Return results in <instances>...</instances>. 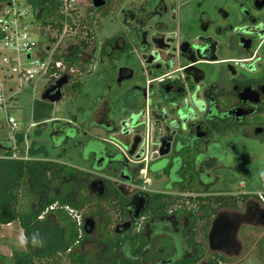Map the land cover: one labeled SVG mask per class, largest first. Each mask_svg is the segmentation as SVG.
Returning <instances> with one entry per match:
<instances>
[{"label": "flooded vegetation", "instance_id": "obj_1", "mask_svg": "<svg viewBox=\"0 0 264 264\" xmlns=\"http://www.w3.org/2000/svg\"><path fill=\"white\" fill-rule=\"evenodd\" d=\"M104 1L95 7L92 0V25L114 14L121 29L91 44L86 55L94 61L92 72L97 64H108L111 72L92 98L88 122L70 124L83 135L100 126L108 138L92 137L104 144L88 149L83 140L92 138H78L79 133L72 138L68 121L54 120L47 132L52 145L60 148L61 157L71 146L89 166L84 171L94 175L87 186L90 196L103 200L108 216L117 213L113 229L111 216L104 229L108 246L109 240L122 239V254L133 255L132 242L138 247L144 240L134 258L141 264H176L179 256L196 259L189 264L206 259L223 264L224 256L242 253L239 234L244 226L264 228V191L218 186L221 174H240L257 152L254 148H264V0ZM194 94L202 102L197 119L186 127L179 124L169 152L162 155L157 121L170 136L165 128L174 118V101L186 98L191 103ZM166 113L167 121L162 117ZM124 119L131 124L125 135ZM31 151L36 156L28 145L25 161L34 162L29 174H43L36 170L42 162L62 163L47 151L42 160L31 158ZM143 174L160 180V188L143 187ZM94 180L104 182L102 195L99 183L91 185ZM228 197L231 205L224 206ZM45 201L40 197L39 203ZM91 218L83 217L87 235L105 224L102 217L100 225L97 217ZM217 221L218 235L210 241ZM201 222L206 245L197 239ZM156 236L166 240L167 254L161 255L163 248L154 244ZM231 238L234 246L229 245Z\"/></svg>", "mask_w": 264, "mask_h": 264}, {"label": "trees", "instance_id": "obj_2", "mask_svg": "<svg viewBox=\"0 0 264 264\" xmlns=\"http://www.w3.org/2000/svg\"><path fill=\"white\" fill-rule=\"evenodd\" d=\"M28 1L37 12L42 35L47 34L46 28L56 29L58 33H61L65 25L68 27L74 25L73 16L70 14V11L74 10H66L65 0ZM84 20L81 21V24L87 27V39L93 40H81L78 44H71L67 50L58 52L60 53L59 59H62L67 66L68 72L65 74L69 75L70 84L80 75H88L92 72L94 61L87 59L86 52L90 50L91 44L99 43L91 20ZM46 37L50 43L56 42V38L50 35ZM39 44L42 45L41 42ZM78 54H83V58ZM72 68L75 69L74 72L70 71ZM54 82L55 80L49 85ZM40 117L41 114H35L36 119ZM76 119L74 115L72 119L68 120V123L73 124ZM45 123L47 122L40 125L44 126ZM83 124L84 122L81 123V125ZM67 128L69 129L68 134L72 138L77 137V133H80L77 126L70 124ZM23 139L22 134L17 135L18 144H23ZM83 141L88 149H93L94 144L102 148L104 144L97 138ZM20 147L24 154L25 147ZM0 149L6 151L5 156L9 155L13 149L12 141L0 140ZM62 153L65 154V152ZM33 163V161L0 158V225L16 219L22 220L28 239L25 250L14 248L10 257L0 255L1 264H141L134 258L141 252L144 240L138 247H136L135 241L132 242L133 255L122 254V239L109 240V246L107 245L108 239L105 238V234L107 235L108 232H105L104 229L108 228V209L103 200L88 194L87 186L93 180V174L59 162H42L36 167V170L42 171L43 174H29ZM49 189H54V191L51 192ZM41 190H43L42 194H40ZM112 191L117 196L119 195L115 188ZM40 197L43 200L46 198L44 204L39 203ZM228 198L230 202L223 203L224 206L231 205V197ZM56 201L60 204L70 205L77 210L88 208L94 202L89 214L104 218L105 224L101 226L102 233L96 238V242H99L96 244L99 246L95 245L97 251L92 256L84 251V242L89 239V235L85 233L83 226V233L80 235L76 222L67 212L56 209L40 217L45 209ZM49 215H52V218ZM30 230H32V234ZM34 238L39 243H34ZM125 247L129 252L130 245L127 244ZM109 256H112V259L107 263L106 260ZM179 257L176 264H189L196 261V259Z\"/></svg>", "mask_w": 264, "mask_h": 264}, {"label": "rangeland", "instance_id": "obj_3", "mask_svg": "<svg viewBox=\"0 0 264 264\" xmlns=\"http://www.w3.org/2000/svg\"><path fill=\"white\" fill-rule=\"evenodd\" d=\"M92 0H75L69 7L71 16H73V26L68 27L64 26V29L61 33H58L56 29L46 28L47 36L56 38V42L50 43L45 35H42L38 28L34 29V37L42 41L44 44H51L52 48H56L57 52H62L67 50L71 44H78L81 40L87 39V27L81 24V21L90 20L88 18L89 8L91 6ZM65 12H67L65 10ZM115 16L108 15L102 17L99 20V23L93 26L97 40L102 43L106 38H110L121 29L115 20ZM84 20V21H85ZM38 23V19L36 20ZM89 51V50H88ZM111 68L108 64H97L93 72L88 75H80L76 80L72 81L71 86L65 85L63 87V98L56 103H51L49 101H44L41 99L42 92L44 91V86L46 85L45 79H37L31 85L26 86L21 90L14 100L12 107L11 115L16 118V120L23 126V129L27 135V144L29 147H32L36 153V156L32 155L30 157L42 160L46 154L44 151H47L49 156L57 161H60L66 165L73 166L81 170L89 169V166L84 162L81 157L71 148L68 144L66 146L65 156H59L60 148H54L50 137L48 135V126L55 121H68L72 117L76 116L75 124L78 125L80 122H88L89 115V105L92 102V98L101 93V88L106 82V77L110 74ZM76 92V93H74ZM74 93V94H72ZM119 102H116V106H119ZM41 114L39 119L35 118V114ZM44 122L45 125H40ZM40 125V126H39ZM108 138L105 131L100 126L93 127L87 134L83 135L79 133L78 138ZM0 140L8 141L11 140V132L8 125L5 123V117L0 113ZM97 146L93 145V149ZM253 152L249 157V163L242 167L240 174H221V179L218 183V186H227L232 189H238L245 191L247 193H255L259 191H264L263 180H261L264 174H259V172L264 170V148L258 149L255 147ZM259 150V151H258ZM4 150L0 149V156L5 155ZM100 176L101 174H96ZM143 187L150 188L153 191L159 189L161 186L160 180L152 177L150 174L142 175ZM244 185V188L241 186ZM53 192L54 189H49ZM89 194V193H88ZM95 197V196H93ZM187 202V200H186ZM94 202L88 207L82 210H79L78 213L82 217H92L89 214L90 209L92 208ZM190 206V204H188ZM52 218V215H49ZM110 219V229L112 230L117 220V213L111 212L109 215ZM96 219V224L99 223L98 217ZM98 225V226H99ZM101 227L96 229L93 233L89 235L84 243V251L93 255L97 250L95 248L96 240L95 237L102 233ZM197 239L206 245L203 235L205 234L204 222H201L198 231ZM32 234V230H30ZM239 239L243 246V251L239 256L236 257H226L222 261L223 264H264V228L255 227V226H244L242 231L239 234ZM28 239L25 235V228L22 220L16 219L12 222L1 224L0 225V255L10 257L13 253L14 248L20 250H25L27 248ZM154 244L157 247L163 248L160 252L161 255L167 254L168 245L165 239L162 237L156 236ZM104 246V245H103ZM207 250V246L205 251ZM209 256L207 253L206 257ZM65 257L63 256V260ZM207 260V261H206ZM200 264H209L208 259ZM1 264V263H0ZM65 264V263H64Z\"/></svg>", "mask_w": 264, "mask_h": 264}, {"label": "built area", "instance_id": "obj_4", "mask_svg": "<svg viewBox=\"0 0 264 264\" xmlns=\"http://www.w3.org/2000/svg\"><path fill=\"white\" fill-rule=\"evenodd\" d=\"M75 0H65L66 10ZM37 12L28 0H0V113L11 132L13 149L5 158L25 160L28 150L27 135L23 126L11 115L14 100L23 88L37 79H45L46 85L67 73V66L60 53L51 44H44L34 37V29L40 24ZM42 34V33H41ZM42 43L40 46L39 43ZM75 69H70L74 72ZM68 75V74H66ZM69 76V75H68ZM22 134L23 144H18L17 135ZM20 146L25 147V155ZM62 209L76 222L80 235L83 232V217L79 210L54 202L40 217L50 211Z\"/></svg>", "mask_w": 264, "mask_h": 264}, {"label": "water", "instance_id": "obj_5", "mask_svg": "<svg viewBox=\"0 0 264 264\" xmlns=\"http://www.w3.org/2000/svg\"><path fill=\"white\" fill-rule=\"evenodd\" d=\"M104 3H105L104 0H93V5L95 7H101L102 5H104ZM69 81H70L69 76L66 74L63 75L61 78L56 80L54 83L48 85L44 89V91L42 92V95H41V99L44 101H49L51 103L59 102L63 98L62 88L65 85H67L69 83ZM201 104H202L201 100L195 94L192 97L191 103L186 98L174 101V103H173V107H174V116L173 117L174 118H172V120H168L167 128H165L166 133H169L170 136L165 134V132L162 130L163 129L162 123L157 121L156 125L159 124L158 126L161 129V131L158 133V138H159V141L161 142V148H163V150L161 151L162 155L167 154L169 152V148H170L171 142L173 140V137L177 133V131H176L177 128L180 127V125H183V127H186L189 123L195 122V120L197 119L196 109L199 108V106H201ZM137 117L138 116L133 117L134 121H132L131 124H134ZM162 117L164 118V120L167 121L168 114L166 113ZM131 124L126 119L121 121V125H122V127H124V129L121 132L123 135H125L127 133V130L125 129V127H129ZM170 129H172V130H170ZM111 138L116 140V137H114V136ZM98 183L101 185L99 195H102L104 192V189H105L103 181L94 180L91 183V185H96ZM91 223H92V219L86 220V225H90ZM218 224H219V221H217L212 227V231L210 233V241L218 235V231H219ZM229 245L234 246V238L230 239ZM212 249H219V248H215L214 246H212Z\"/></svg>", "mask_w": 264, "mask_h": 264}, {"label": "clouds", "instance_id": "obj_6", "mask_svg": "<svg viewBox=\"0 0 264 264\" xmlns=\"http://www.w3.org/2000/svg\"><path fill=\"white\" fill-rule=\"evenodd\" d=\"M33 242H34V243H39V241L36 240L35 238L33 239Z\"/></svg>", "mask_w": 264, "mask_h": 264}, {"label": "crops", "instance_id": "obj_7", "mask_svg": "<svg viewBox=\"0 0 264 264\" xmlns=\"http://www.w3.org/2000/svg\"><path fill=\"white\" fill-rule=\"evenodd\" d=\"M2 150H3V149H2ZM24 155H25V152H24ZM4 156H5V155H2V156H0V158H1V157H4Z\"/></svg>", "mask_w": 264, "mask_h": 264}]
</instances>
